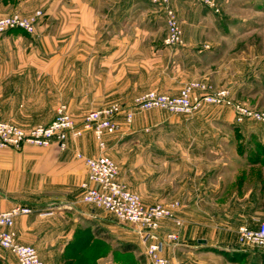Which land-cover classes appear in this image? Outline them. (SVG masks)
I'll list each match as a JSON object with an SVG mask.
<instances>
[{
  "label": "crops",
  "instance_id": "0c3cea01",
  "mask_svg": "<svg viewBox=\"0 0 264 264\" xmlns=\"http://www.w3.org/2000/svg\"><path fill=\"white\" fill-rule=\"evenodd\" d=\"M39 9L44 17L36 36L13 30L0 37V91H15L9 99L25 93L20 107L11 102L10 114L0 110L5 121L34 114L26 91H38L31 93L36 106L67 103L81 125L94 107L128 108L139 93L177 94L192 79L213 83L219 74L218 49L189 28L195 19L182 20L184 44L169 47L164 22L142 0H0V16ZM124 118L117 117L121 124ZM247 126H237L232 112L162 119L151 110L135 114L131 129L107 138L135 139L134 158L126 159L118 179L132 186L134 177L146 204L181 201L182 226L164 221L160 231L179 237L177 243L165 239L162 250L174 264H235L246 252L235 248V138L246 137ZM77 153L101 155L91 131L71 139L66 151L55 144L0 150V213L17 205L34 210L15 219L18 241L34 247L44 264H150L133 225L82 202L88 171ZM159 185L167 191L161 194ZM0 264L18 261L0 247Z\"/></svg>",
  "mask_w": 264,
  "mask_h": 264
},
{
  "label": "built area",
  "instance_id": "2783aa9c",
  "mask_svg": "<svg viewBox=\"0 0 264 264\" xmlns=\"http://www.w3.org/2000/svg\"><path fill=\"white\" fill-rule=\"evenodd\" d=\"M147 1L166 7L168 31L165 44L169 47L183 45L181 27L173 11L167 7L169 0ZM41 16L42 12L38 11L31 17L18 14L0 17V35L13 30L33 34ZM207 105L231 108L238 123L249 119L264 122V112H254L236 104L228 90H213L211 86L199 82L190 83L175 97L148 92L134 99L135 110L142 112L161 109L177 115H193ZM121 113H124L123 106L115 103L92 111L82 124L78 125L68 107L63 105L49 125L30 131H25L0 116V150H20L25 145L50 147L55 144L61 151H66L71 139L77 140L86 131H91L103 151L106 148V137L114 135L119 129L116 118ZM125 116L127 121L131 122L133 110L126 111ZM76 157L84 162L88 171V179L81 185L82 202L111 213L121 223L133 225L136 235L141 240L144 256L150 264H174L163 256L162 250L165 239L177 243L179 237L175 233L162 236L160 231L164 221H171L176 227L182 226V221L178 217L181 203L174 201L169 204H146L139 195L119 181V167L112 158L105 154L86 157L81 153H77ZM33 213L31 207L22 205L0 213V247L12 253L18 264H44L38 251L32 246L21 244L13 231L17 217ZM237 242L243 248L253 247L264 252V220L255 228L246 225L239 227Z\"/></svg>",
  "mask_w": 264,
  "mask_h": 264
},
{
  "label": "rangeland",
  "instance_id": "374dc122",
  "mask_svg": "<svg viewBox=\"0 0 264 264\" xmlns=\"http://www.w3.org/2000/svg\"><path fill=\"white\" fill-rule=\"evenodd\" d=\"M142 1L144 2L146 10L149 9V7L156 9V11L153 12V15L158 20L164 22L167 36L168 15L166 7L163 5L152 4L147 0ZM167 7L170 8L176 16V20L181 27L183 35L184 29L182 26V20L195 19L197 21L196 26L189 28L194 29L196 33L206 34L209 38L208 44L211 49H218L216 50V56L219 60L216 64L217 69L220 68L219 74H217L214 81L215 83H209L201 79H192L183 86L181 85L182 88L177 94H174V90L165 92L152 89L139 93L136 96L143 95L148 92H156L175 97L178 96L181 90H183L190 83L199 82L211 86L213 90H228L232 100L236 104L246 107L254 112H264V0H183L182 2L180 0H169ZM38 11L42 12V16L35 27L34 33L29 34L25 32L27 35L34 37L37 34V26L40 20L44 17L43 10H35L30 14L14 12L0 17H8L14 14H18L23 17H31ZM5 34L0 35V37ZM231 73L232 75L234 74L233 80ZM12 92L15 91H0V93H3L6 96L0 97V103H3L0 105V110L5 114L11 113V102L15 101L19 107L23 104L22 97L25 93H22L23 91L20 93L16 92L14 93V98L18 95H20V97H17L16 99H9L8 96H10ZM37 92L38 91H26L28 94V101H30L29 106H31V109L34 110V114L29 115L28 113H25L18 115L16 116L18 121H10L9 123H13L23 128L25 131H30L40 126H47L53 121L58 109L63 105L68 107L69 112L72 115L70 109L72 107H70L67 103H59L54 106L51 105L50 101L48 103L46 101L44 102L45 104L36 106V99L31 96V93ZM51 92L55 94V91ZM135 97L133 98V105L128 108L120 103H116L122 105L124 108V113L121 114L125 115L126 111L133 110L134 116L131 122H128L125 116L124 124H121V122L116 118L119 129L114 135L119 134L122 130L131 129L134 123L135 114L141 112L135 110ZM113 104L115 103H111L104 107L92 108L83 117V121L92 111L103 109ZM153 110L155 113H158L162 119L164 117L166 118V115L177 116V114L165 110ZM77 112L80 113V111ZM211 112H232L235 116V124L237 126L243 127L248 125L244 130L246 137L243 136L235 138V164L240 163V166L237 167L238 170L236 169L239 176L235 179L236 239L237 228L241 223H244V225L252 223L255 224L257 223V220H264V122L249 119L242 123H238L236 121L234 111L226 106L207 105L193 115ZM72 117L77 122L73 115ZM31 118L37 119V121H29L28 119ZM163 128H168V125ZM247 135L249 136L247 137ZM109 136L106 137V148L103 151L100 149L98 142L94 138L96 147L100 152H102L101 154H105L115 161L119 167L120 173V170H126V159L131 160L132 157L134 158V150L132 148L135 145V139L119 137L109 141L107 139ZM257 163H261V165L253 168L248 167L250 164ZM248 176H250V178H248ZM130 179L133 184L132 186L123 182L122 183L125 184L133 193L139 195L143 202H145L146 198L141 197V195L135 191L137 187L135 185V178L133 177ZM151 187V185L146 187L148 188L149 196ZM157 188L161 194L167 191V185H159ZM248 192L250 195L246 196V194H249ZM174 201L179 200H168L167 203L162 204H169ZM179 202L181 203V201ZM238 246L240 245L236 241L235 248ZM244 249L246 252L242 253L241 259L235 261V264H264V253L260 252L259 249L253 247H244Z\"/></svg>",
  "mask_w": 264,
  "mask_h": 264
}]
</instances>
